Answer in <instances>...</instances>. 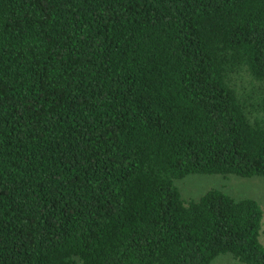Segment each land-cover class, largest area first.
<instances>
[{"label": "trees", "instance_id": "16d2710c", "mask_svg": "<svg viewBox=\"0 0 264 264\" xmlns=\"http://www.w3.org/2000/svg\"><path fill=\"white\" fill-rule=\"evenodd\" d=\"M264 0H0V264H264Z\"/></svg>", "mask_w": 264, "mask_h": 264}, {"label": "rangeland", "instance_id": "374dc122", "mask_svg": "<svg viewBox=\"0 0 264 264\" xmlns=\"http://www.w3.org/2000/svg\"><path fill=\"white\" fill-rule=\"evenodd\" d=\"M186 201L199 199L211 189H221L236 199H255L263 210L261 241L264 244V178H243L235 175H189L177 181ZM75 264H83L79 260ZM213 264H241L232 254L218 256Z\"/></svg>", "mask_w": 264, "mask_h": 264}]
</instances>
